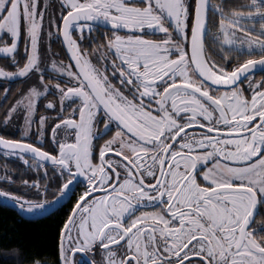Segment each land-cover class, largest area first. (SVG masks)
<instances>
[{
    "label": "snow or ice",
    "instance_id": "snow-or-ice-1",
    "mask_svg": "<svg viewBox=\"0 0 264 264\" xmlns=\"http://www.w3.org/2000/svg\"><path fill=\"white\" fill-rule=\"evenodd\" d=\"M48 7L0 0V56L15 69L0 67V77L39 80L6 112L5 127L21 112L23 127L20 138L0 135V149L44 168L45 180L50 164L60 183L49 201L41 178L6 171L0 197L43 211L84 178L60 229L59 264H97V248L105 264H264V80L251 79L264 71V0H60L46 35L55 27L69 62L51 63L59 109L46 104L50 126L49 116L35 119L51 90L41 52ZM89 22L111 26L95 63L82 48ZM34 123L40 146L27 139Z\"/></svg>",
    "mask_w": 264,
    "mask_h": 264
},
{
    "label": "flooded vegetation",
    "instance_id": "flooded-vegetation-1",
    "mask_svg": "<svg viewBox=\"0 0 264 264\" xmlns=\"http://www.w3.org/2000/svg\"><path fill=\"white\" fill-rule=\"evenodd\" d=\"M221 2H222V0H212V3H215V4H221ZM245 2H248V0H223V4L225 6L236 5V4L245 3ZM41 3L43 4L44 0H41ZM47 3L49 5V7L47 8L46 14H45V24H44L45 35H44V40H43L41 45H46L47 48H48V44L51 45V51L48 52V57L50 58V61H53V60H56L57 62L63 61L65 64H67L69 62L68 54H67V52L63 46L62 37H57V35L55 34L56 33L55 27L51 28L53 35L50 39L46 35L48 30H49V25H48L49 14L56 17L57 20H59V17H60V0H47ZM81 23H84V22L82 21ZM89 23H92L93 30L91 32H89L88 28L84 29L85 39L82 41V48L87 50V53L90 54L91 59L95 63L96 62V56L100 54V51H102V49L99 48V45H101L105 42L104 41V33L109 32V29L111 26L110 25L104 26L101 24L93 23V22H89ZM256 28H257V30L259 29L258 24L256 25ZM74 35L78 38L80 33L74 29ZM109 35H110V32H109ZM89 37H91V38H89ZM93 41H95V43ZM232 56H233V58H235L237 56V54L233 53ZM18 58H20L21 63H22L23 58H24V41H23V39L19 43ZM216 58L219 59V56H217ZM246 58H247L246 56H240L239 57V59L241 61L243 59H246ZM0 67H5L7 70H10V71L15 70L12 67V65L10 64V62L8 61V59L3 57V56H0ZM109 72H111V68H109ZM57 75L58 74L55 73L54 71H45L46 79H48L49 77L51 78L49 80L51 90L48 93L42 95L37 101V111L35 113V119L38 120L39 116H41V115L51 117L52 119H50L48 121V126H50L54 121L55 111L53 109H47L46 104L49 101H52L54 104H56L57 110L59 109V96L56 94L57 90L54 88V84L57 82V79H56ZM63 79L66 81L68 79V77L64 76ZM251 79L255 80V81L264 80V71L259 70V71L255 72L254 75L251 76ZM22 80H23V78L10 80V79H5L3 77H0V94H1V96L3 97L5 95V97H3V98L9 99V96H6L7 92H5V89L9 90L11 84L16 83L18 81H20L22 83ZM248 84H249V81L244 80L243 84L240 86L247 89ZM248 94L250 95V93H248ZM68 103H70V102L66 100L65 104H68ZM9 105H10V102L4 109L5 110L4 116H5L6 112L8 111ZM3 121H4V119L0 121V135H4L6 137L20 138L21 129L23 127V112L20 113L19 118H17V116L14 114L12 120L8 123L7 127H5ZM100 127L102 128L103 126L101 125ZM36 129H37V124L34 123L32 125V128H31L32 135L27 137V139L29 142H35V143H37V146H40L41 141L37 140L36 136H35ZM188 131H190V132L194 131V132L198 133L200 130L199 129H194V130L189 129ZM107 138H108V136L104 137V139H107ZM99 143H103V140L99 141ZM43 146H44L45 150H48L51 147V145H50V132H48L43 137ZM2 153H4V152H2ZM109 155H111V154H109ZM9 157L16 159L21 166L20 172H18V177H17L18 181L20 179L41 178V187H43L45 184L49 185V192L47 194V198L49 201H51L53 199V196L55 195L54 189L60 183L59 174L54 173L52 166L50 164L45 165V167H47L48 173H49L47 180H45L42 178L44 168H41V169H39V171H37L35 168H29V166L25 165L23 163V161L19 160L17 157H15V156H9ZM30 163H31V161H30ZM84 184H85L84 178L78 177L74 181V183L70 186V190L68 191V194L65 195L63 198H61V200L57 206V209L54 212L64 210L66 212V215L64 217V221H65L67 215L70 213V210L75 203L76 196L81 191H83ZM20 188H21V185L18 183V191L20 190ZM74 189H75V192H73ZM72 192H73V194H71ZM34 193H35V190L33 189L32 192L27 193V194L31 198L35 199ZM52 204L53 203H51L50 206H46V208L43 211L36 214L34 217H38V216L46 213ZM143 210L150 211L152 209L150 207H148V208H145ZM260 212L264 213V206H261ZM262 220H264V216H258L257 217L258 223L261 222ZM59 238H60V230H59V235H58L57 250H58V246H59ZM89 255H92V254H89ZM80 256H81V254H77L78 258ZM95 259L97 261V264H105V260H106L105 252L102 249L97 248L96 252H95ZM58 264H59V251H58Z\"/></svg>",
    "mask_w": 264,
    "mask_h": 264
},
{
    "label": "trees",
    "instance_id": "trees-1",
    "mask_svg": "<svg viewBox=\"0 0 264 264\" xmlns=\"http://www.w3.org/2000/svg\"><path fill=\"white\" fill-rule=\"evenodd\" d=\"M21 82L10 85L4 99L0 94V121L4 119L5 107L16 95ZM13 138V137H8ZM7 166V167H5ZM21 166L12 157L0 151V187H7L2 177L5 172L18 181ZM18 191V183L13 186ZM66 212L60 210L42 218L22 216L19 208L0 201V264H58L57 242Z\"/></svg>",
    "mask_w": 264,
    "mask_h": 264
},
{
    "label": "rangeland",
    "instance_id": "rangeland-1",
    "mask_svg": "<svg viewBox=\"0 0 264 264\" xmlns=\"http://www.w3.org/2000/svg\"><path fill=\"white\" fill-rule=\"evenodd\" d=\"M41 52L44 53V56H43V59L45 61L44 65H42L43 67L46 68V71H53L52 68H51V63L52 61H50V58L48 57V50H47V47L46 45H41ZM12 80V79H10ZM29 84H39V80H38V76L37 75H31L29 78H27L26 80L23 79L22 80V83L16 93V95L14 96V98L11 100L10 102V105H9V108L12 106V104L16 101L17 98H19V96L21 95V93L29 86ZM42 91V89H41ZM8 108V109H9ZM1 185V183H0ZM0 188H3V187H0ZM0 201L4 202V203H7L9 205H13V206H16L11 200L9 199H5V198H2L0 197ZM17 207V206H16ZM18 208V207H17ZM20 210V209H19ZM21 214L22 216L24 217H27V218H32L34 217L36 214L40 213L41 211H37V212H33V213H29V212H26V211H21Z\"/></svg>",
    "mask_w": 264,
    "mask_h": 264
},
{
    "label": "water",
    "instance_id": "water-1",
    "mask_svg": "<svg viewBox=\"0 0 264 264\" xmlns=\"http://www.w3.org/2000/svg\"><path fill=\"white\" fill-rule=\"evenodd\" d=\"M63 46H64V45H63ZM64 48H65V50H66V47H65V46H64ZM66 52H67V50H66ZM257 71H259V69H255V70H253L254 73L257 72ZM242 79H243V77H242ZM0 151H1V152H4L2 149H0ZM60 200H61V199H59L58 202L53 203V204L51 205V207L49 208V210H48L46 213H44V214H42V215H40V216H38V217H32L31 219L42 218V217H44V216H47L48 214H51L52 212H54V211L57 209V206H58Z\"/></svg>",
    "mask_w": 264,
    "mask_h": 264
},
{
    "label": "built area",
    "instance_id": "built-area-1",
    "mask_svg": "<svg viewBox=\"0 0 264 264\" xmlns=\"http://www.w3.org/2000/svg\"><path fill=\"white\" fill-rule=\"evenodd\" d=\"M73 192H75V189L73 190ZM73 192H72V194H73Z\"/></svg>",
    "mask_w": 264,
    "mask_h": 264
}]
</instances>
